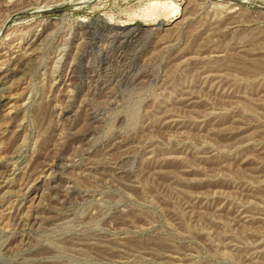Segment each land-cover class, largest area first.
I'll return each mask as SVG.
<instances>
[{"label": "rangeland", "instance_id": "obj_1", "mask_svg": "<svg viewBox=\"0 0 264 264\" xmlns=\"http://www.w3.org/2000/svg\"><path fill=\"white\" fill-rule=\"evenodd\" d=\"M0 31V264H264V0H0Z\"/></svg>", "mask_w": 264, "mask_h": 264}, {"label": "bare ground", "instance_id": "obj_2", "mask_svg": "<svg viewBox=\"0 0 264 264\" xmlns=\"http://www.w3.org/2000/svg\"><path fill=\"white\" fill-rule=\"evenodd\" d=\"M75 6V8H77V7H79L80 5H78L77 3L74 5ZM2 30V29H1ZM1 32V31H0ZM51 168V167H50ZM35 177V176H34ZM10 203V202H9ZM5 207V206H4ZM1 215H2V213H1ZM1 219V218H0Z\"/></svg>", "mask_w": 264, "mask_h": 264}]
</instances>
